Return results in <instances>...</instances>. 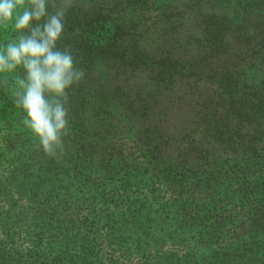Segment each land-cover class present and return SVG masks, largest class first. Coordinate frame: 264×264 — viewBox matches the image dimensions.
<instances>
[{
	"label": "trees",
	"instance_id": "obj_1",
	"mask_svg": "<svg viewBox=\"0 0 264 264\" xmlns=\"http://www.w3.org/2000/svg\"><path fill=\"white\" fill-rule=\"evenodd\" d=\"M57 47L62 159L0 86V264H264V0H78Z\"/></svg>",
	"mask_w": 264,
	"mask_h": 264
},
{
	"label": "clouds",
	"instance_id": "obj_2",
	"mask_svg": "<svg viewBox=\"0 0 264 264\" xmlns=\"http://www.w3.org/2000/svg\"><path fill=\"white\" fill-rule=\"evenodd\" d=\"M77 3L0 0V29L15 33L0 45V86L10 91L36 147L58 161L66 152L65 138L71 131V89L86 77L73 50L57 47L65 31V18Z\"/></svg>",
	"mask_w": 264,
	"mask_h": 264
}]
</instances>
